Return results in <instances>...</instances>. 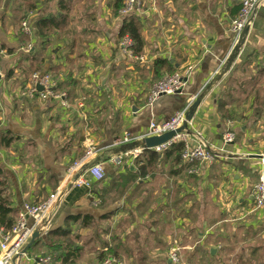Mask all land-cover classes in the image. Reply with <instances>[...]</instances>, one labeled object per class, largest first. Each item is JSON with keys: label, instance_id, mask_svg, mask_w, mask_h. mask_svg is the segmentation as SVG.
<instances>
[{"label": "crops", "instance_id": "crops-1", "mask_svg": "<svg viewBox=\"0 0 264 264\" xmlns=\"http://www.w3.org/2000/svg\"><path fill=\"white\" fill-rule=\"evenodd\" d=\"M40 2L31 7L38 10L31 35L0 8V45L15 52L0 50V58L18 62L15 79L0 85L5 192L14 219L25 205L54 197L39 239L15 264L44 256L54 264H98L110 250L126 264H172L174 252L183 253L180 264H264V213L252 196L264 168V7L235 48L231 27L241 0H144L138 60L123 52L125 17L116 0ZM49 18L59 27L41 31ZM25 44L42 54L56 83L58 93L47 100L29 96L35 73L26 68L33 63L22 55ZM158 62L167 69L157 71ZM170 70L188 80L186 88L149 105L154 84ZM198 101L190 130L202 135L212 165L161 157L141 175L127 159L114 164L134 150L117 146L126 135L137 139L152 121ZM229 131L235 141L226 144ZM97 164L103 181L73 185ZM77 216L93 222L70 220ZM60 229L66 238L54 234Z\"/></svg>", "mask_w": 264, "mask_h": 264}, {"label": "built area", "instance_id": "built-area-1", "mask_svg": "<svg viewBox=\"0 0 264 264\" xmlns=\"http://www.w3.org/2000/svg\"><path fill=\"white\" fill-rule=\"evenodd\" d=\"M1 3V1H0ZM144 0H124V4L120 13L123 17L132 15H140L143 13ZM264 7V0H241L240 11L237 19L233 22L231 27V34L233 37V47H242L246 40V33L252 30L254 20ZM23 32L27 35H31V26L24 22L22 24ZM31 48V47H30ZM123 52L131 58L140 60L139 57L134 53V44L129 37H125L122 40ZM2 72L0 70V79ZM188 80L180 74L168 75L154 84L148 99L149 105H154L159 101L162 96L176 95L183 92L186 88ZM207 86V85H206ZM205 86V87H206ZM38 87L42 88L41 91ZM204 87V88H205ZM56 83L52 80L49 74L35 73L30 82V97H39L42 100H47L55 95ZM57 99L62 102L64 107L68 106L65 99V95H56ZM193 103H189L183 110L175 114L170 120L164 122L152 121L145 134L137 139H132L126 135L117 146L123 147L134 142L143 141L146 138L159 137L171 132H176L185 123H187V117L190 113ZM187 129L181 133L176 134L169 142L162 144L158 147L151 149L158 155H163L170 147L177 143L184 144V150L182 154V161L186 165L205 164L212 165L216 158L209 151L203 141V137L200 133L192 134L190 128L192 127L191 122L187 123ZM224 141L226 144H231L235 141V134L233 132H227ZM144 152L141 148L134 149L131 153L118 157L113 160L114 164L121 165L125 159L132 163H135L136 159ZM128 157V158H125ZM264 165V160H263ZM72 171H74L72 169ZM101 182L105 178L103 167L100 164L90 167L81 177L76 179L73 183L75 187H83L86 189L91 188V180ZM90 180V181H89ZM253 200L258 210L264 213V168L260 172L258 181L254 186ZM54 197L50 201L40 205L27 204L18 213L15 223L12 228L8 231L3 230L0 237V264H15L20 255L22 254L25 247L30 243L35 232H42L43 227V216L51 206ZM172 264H180V257L177 252H174L170 256ZM34 264H54V260L51 256H44L35 259ZM98 264H126L122 259L108 258Z\"/></svg>", "mask_w": 264, "mask_h": 264}, {"label": "trees", "instance_id": "trees-1", "mask_svg": "<svg viewBox=\"0 0 264 264\" xmlns=\"http://www.w3.org/2000/svg\"><path fill=\"white\" fill-rule=\"evenodd\" d=\"M116 4H117V9L121 10L123 7V4H124V0H116ZM56 20H57L56 18L42 19L39 22L38 27L41 29V31L46 30L50 27L58 28L59 23L57 22L58 20L57 21ZM119 37L121 39H123L125 37H129L133 41V44H134V48H133L134 53L137 56L140 55V53H142L143 40H142V36H141V25H140V21H139L138 16L132 15V16L125 17V21L122 24L120 32H119ZM40 58H41L40 54H34L32 52V56L29 60H31L32 63L35 64L36 62L37 63L39 62ZM164 66L167 69V64L165 62H158L156 64L157 71H158V69L163 68ZM44 73L50 75V73H48V71H45ZM169 74L172 75L174 73L170 70ZM31 78H32V76H31ZM57 91H58V89L55 90L56 93H58ZM138 145H139V142H134L132 144L123 146L121 148H123V149L124 148L125 149L131 148L133 150V149L137 148ZM183 150H184V144L183 143H177V144L173 145L167 151H165L162 156L158 155L154 151L146 149V150H144L142 155L136 159L135 167H137V171L141 175H145V173L147 172V169L149 170V169L153 168L157 164L158 159L161 157L163 159H165V158L168 159L169 157H174L176 163H182L183 162L182 161ZM81 173H83V171H81ZM14 214H15V211L11 208V205L8 201V197H7L6 192H5V182H4V178H3V170L0 168V228L4 229L5 231L10 230L12 228L13 224L15 223ZM70 220L74 221V222L81 221V223L84 227L90 226L91 223L93 222V218L90 216L71 217ZM54 234H57V236H59L61 238L67 237L65 232H62V229L58 230V232H56ZM36 245H38V243ZM104 255L105 256H102L103 260L108 259V258L120 259V256L118 255L117 250H110L109 253H105ZM72 256H73V252L69 250V255L67 256V259H69ZM67 259H65V260H67Z\"/></svg>", "mask_w": 264, "mask_h": 264}, {"label": "rangeland", "instance_id": "rangeland-1", "mask_svg": "<svg viewBox=\"0 0 264 264\" xmlns=\"http://www.w3.org/2000/svg\"><path fill=\"white\" fill-rule=\"evenodd\" d=\"M1 3H0V8H4L9 12V14L11 15L10 17V21L13 22L12 25H17L21 27L22 29V24L24 22H27L30 26H32L36 19H37V14L38 13V10H37V7H35L33 10L31 9V7L33 8L35 6V4H44V2H40V0H0ZM36 17V18H35ZM33 48L34 46L33 45H30V44H25L23 47H24V51L22 52V55L24 57H30L32 55V50L31 48ZM42 46V45H41ZM0 48L3 52V55H6L7 53L8 54H14V50H10L7 46V44L5 45H0ZM11 51V52H9ZM37 52H41V50H37ZM41 55V58L39 60L38 63H35V64H29L27 67L30 68V70H33L34 73H38V72H42L44 73L45 70H46V67L44 65V62L42 59V54ZM11 60H6L5 58H0V70L2 72V77L0 79V83L2 82V87L4 85H6L7 83H10L11 80L15 79V71L18 70V62H17V58L12 60L13 57L10 58ZM2 67V69H1ZM27 68V69H29ZM12 80V81H13ZM177 254L179 255V257L181 258L180 254L182 255V259H183V253H179L177 252ZM105 256V255H103ZM103 259L100 257L97 259L96 262H101Z\"/></svg>", "mask_w": 264, "mask_h": 264}, {"label": "water", "instance_id": "water-1", "mask_svg": "<svg viewBox=\"0 0 264 264\" xmlns=\"http://www.w3.org/2000/svg\"><path fill=\"white\" fill-rule=\"evenodd\" d=\"M38 90L41 91L42 88L38 87ZM199 102H196V104L192 107L188 117H187V123L192 122L193 119V113L199 106ZM185 123L180 129H178L176 132H171L159 137H152V138H146L143 141H141L139 143V145L137 146V148H141L143 150H151L155 147H158L162 144H165L167 142H169L170 140H172L173 137L176 136V134L181 133L183 130L187 129L188 124ZM256 158H262V157H256ZM40 237V233L39 232H35L30 243L25 247V249L23 250L22 254L20 255V257H23L26 252L35 244L36 240L39 239Z\"/></svg>", "mask_w": 264, "mask_h": 264}]
</instances>
